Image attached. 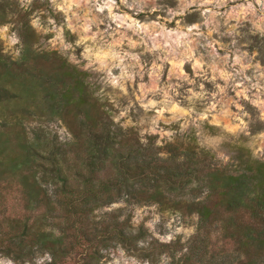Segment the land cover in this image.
Segmentation results:
<instances>
[{
	"label": "trees",
	"instance_id": "1",
	"mask_svg": "<svg viewBox=\"0 0 264 264\" xmlns=\"http://www.w3.org/2000/svg\"><path fill=\"white\" fill-rule=\"evenodd\" d=\"M12 20L23 46L14 59L0 39V256L102 264L121 245L153 263L171 250L170 264H264L263 159L230 144L224 162L192 132L161 144L124 127L91 73L43 48L29 12L0 0V26ZM53 120L70 140L44 125ZM134 204L197 215L196 233L186 245L148 240Z\"/></svg>",
	"mask_w": 264,
	"mask_h": 264
},
{
	"label": "rangeland",
	"instance_id": "2",
	"mask_svg": "<svg viewBox=\"0 0 264 264\" xmlns=\"http://www.w3.org/2000/svg\"><path fill=\"white\" fill-rule=\"evenodd\" d=\"M15 1L29 12L43 48L91 73L119 124L158 135L161 144L192 132L224 162L230 144L264 160V0ZM0 39L5 53L20 56L16 21L0 26ZM44 125L62 141L72 138L62 120ZM118 206L124 203L109 209ZM130 210L148 240L186 245L197 230V215L158 204ZM172 258L168 250L153 263L118 245L102 264H170ZM49 259L45 254L37 262ZM0 264L33 263L0 256Z\"/></svg>",
	"mask_w": 264,
	"mask_h": 264
}]
</instances>
